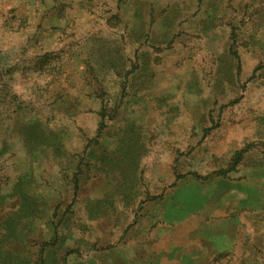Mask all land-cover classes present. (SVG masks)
I'll return each instance as SVG.
<instances>
[{"label": "rangeland", "instance_id": "obj_1", "mask_svg": "<svg viewBox=\"0 0 264 264\" xmlns=\"http://www.w3.org/2000/svg\"><path fill=\"white\" fill-rule=\"evenodd\" d=\"M254 178L264 0H0V264H264L168 252Z\"/></svg>", "mask_w": 264, "mask_h": 264}, {"label": "crops", "instance_id": "obj_2", "mask_svg": "<svg viewBox=\"0 0 264 264\" xmlns=\"http://www.w3.org/2000/svg\"><path fill=\"white\" fill-rule=\"evenodd\" d=\"M192 213L186 238L168 252L212 259L259 256L264 261V179L221 182ZM166 251V250H165Z\"/></svg>", "mask_w": 264, "mask_h": 264}]
</instances>
